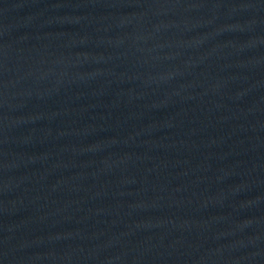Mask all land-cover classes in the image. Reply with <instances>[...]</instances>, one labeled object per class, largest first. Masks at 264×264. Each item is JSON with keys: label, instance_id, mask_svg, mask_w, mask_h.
<instances>
[{"label": "water", "instance_id": "1", "mask_svg": "<svg viewBox=\"0 0 264 264\" xmlns=\"http://www.w3.org/2000/svg\"><path fill=\"white\" fill-rule=\"evenodd\" d=\"M0 264H264V0H0Z\"/></svg>", "mask_w": 264, "mask_h": 264}]
</instances>
